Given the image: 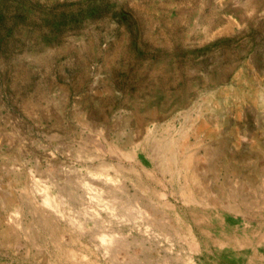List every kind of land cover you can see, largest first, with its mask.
Returning a JSON list of instances; mask_svg holds the SVG:
<instances>
[{
	"label": "rangeland",
	"instance_id": "rangeland-1",
	"mask_svg": "<svg viewBox=\"0 0 264 264\" xmlns=\"http://www.w3.org/2000/svg\"><path fill=\"white\" fill-rule=\"evenodd\" d=\"M0 264H264V0H0Z\"/></svg>",
	"mask_w": 264,
	"mask_h": 264
},
{
	"label": "bare ground",
	"instance_id": "bare-ground-1",
	"mask_svg": "<svg viewBox=\"0 0 264 264\" xmlns=\"http://www.w3.org/2000/svg\"><path fill=\"white\" fill-rule=\"evenodd\" d=\"M165 159V158H164ZM190 159V158H189ZM167 160V159H166ZM188 160L186 159L185 162H184V165L188 167ZM191 193V192H190ZM193 216H195V213H193Z\"/></svg>",
	"mask_w": 264,
	"mask_h": 264
}]
</instances>
